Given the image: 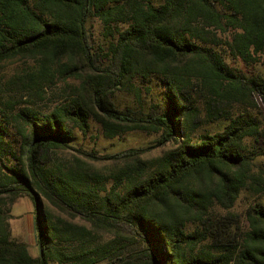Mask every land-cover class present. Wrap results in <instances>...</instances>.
<instances>
[{
    "label": "trees",
    "instance_id": "trees-1",
    "mask_svg": "<svg viewBox=\"0 0 264 264\" xmlns=\"http://www.w3.org/2000/svg\"><path fill=\"white\" fill-rule=\"evenodd\" d=\"M227 56L264 62V0H0V66L35 61L0 88V264H264V75ZM117 91L139 109H119ZM92 119L109 138L141 130L167 147L100 168L61 160L101 159L73 144ZM23 196L36 256L12 235Z\"/></svg>",
    "mask_w": 264,
    "mask_h": 264
},
{
    "label": "rangeland",
    "instance_id": "rangeland-1",
    "mask_svg": "<svg viewBox=\"0 0 264 264\" xmlns=\"http://www.w3.org/2000/svg\"><path fill=\"white\" fill-rule=\"evenodd\" d=\"M91 27L94 30L95 37L98 43H104L105 39L101 34V25L100 22L95 18L90 23ZM227 61L231 63L232 66L239 68L247 73H261L264 75V62H258L253 65H247L240 59H235L234 57L227 56ZM35 61L32 59H23L16 58L11 59L0 66V88L5 86V83L8 79L12 78L14 74L19 70H30L35 66ZM70 84H75L79 86L82 83V80L70 79ZM70 87L66 83L57 85V88ZM62 89H59L57 93H61ZM53 91H49L48 97L46 96L41 105L45 108L48 106L54 105L55 96ZM144 104L146 108L150 109L152 104L151 102L158 101V88L154 85L150 87L149 90H144ZM114 101L116 102L119 109L125 110L127 108L139 109L140 102L136 97L134 92L131 91H117L113 96ZM260 118L264 119V111L260 114ZM76 138L73 141L74 146L79 149L86 150L87 152L96 151L97 156L101 159L91 160L85 154H81L75 150L65 151L59 154L61 160H74L75 156H79L83 160H86L97 167H105L108 160H105V156L114 154L129 148H143L146 152L143 154L144 158H153L161 154L167 146H158L157 141L159 138L158 133L146 132L141 130H132L121 136H116L109 138L105 136L104 130L101 124L97 123L94 119L91 122L90 131L87 134L79 129L75 131ZM257 166L259 169L264 171V155L259 156L256 159ZM264 201V195L261 197ZM248 198L246 194H242L240 200L237 202L234 210L238 213H244L248 206ZM12 205V204H11ZM34 203L29 196H23L19 198L16 202L13 203L11 207L12 218L10 220L12 227V235L14 230L13 237L20 241H28L30 250L32 253L38 252V245L32 243V235H34L33 226H29L30 222L33 225L35 223V212H34ZM33 220V221H32ZM35 226V225H34ZM34 240V239H33ZM32 243V244H31ZM55 264V263H52Z\"/></svg>",
    "mask_w": 264,
    "mask_h": 264
},
{
    "label": "crops",
    "instance_id": "crops-1",
    "mask_svg": "<svg viewBox=\"0 0 264 264\" xmlns=\"http://www.w3.org/2000/svg\"><path fill=\"white\" fill-rule=\"evenodd\" d=\"M33 221V220H32ZM35 223H34V221H33V225H32V223L30 222V224H29V226H33V230L32 231H34V235H32L31 237H32V243L34 244H37V236H36V229H35ZM13 235H14V230H13ZM34 239V240H33ZM25 242H27L28 243V245H29V242L28 241H25ZM31 243V244H32ZM38 245V244H37ZM29 248H30V246H29ZM31 251V250H30ZM32 253V252H31ZM33 255H38L39 254V247H38V252L36 251V253H32Z\"/></svg>",
    "mask_w": 264,
    "mask_h": 264
}]
</instances>
